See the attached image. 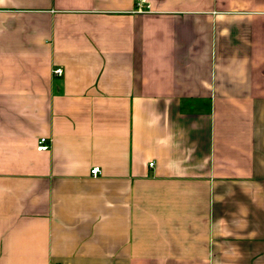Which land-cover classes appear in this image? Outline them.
Instances as JSON below:
<instances>
[{"label":"crops","instance_id":"obj_1","mask_svg":"<svg viewBox=\"0 0 264 264\" xmlns=\"http://www.w3.org/2000/svg\"><path fill=\"white\" fill-rule=\"evenodd\" d=\"M142 6L0 0V264H264V0Z\"/></svg>","mask_w":264,"mask_h":264},{"label":"built area","instance_id":"obj_2","mask_svg":"<svg viewBox=\"0 0 264 264\" xmlns=\"http://www.w3.org/2000/svg\"><path fill=\"white\" fill-rule=\"evenodd\" d=\"M143 2H145V0H136L137 9H138L139 11L144 10V8H143V6H142V3H143ZM53 72H54L55 74H60V73L62 72V70H61L60 67H57V68H54V69H53ZM49 146H50V141L48 140L47 137H45V136H41V137L38 138V140H37V146H36V148H37L38 150H44V149H47V148H49ZM99 169H100L99 166H97V165H96V166H93V167L90 169V173H91L92 175H96V174L98 173Z\"/></svg>","mask_w":264,"mask_h":264}]
</instances>
